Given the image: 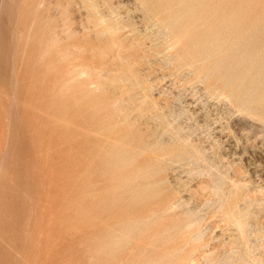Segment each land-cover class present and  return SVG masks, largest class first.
<instances>
[{"label":"rangeland","instance_id":"374dc122","mask_svg":"<svg viewBox=\"0 0 264 264\" xmlns=\"http://www.w3.org/2000/svg\"><path fill=\"white\" fill-rule=\"evenodd\" d=\"M0 2V264H264V0Z\"/></svg>","mask_w":264,"mask_h":264},{"label":"bare ground","instance_id":"6f19581e","mask_svg":"<svg viewBox=\"0 0 264 264\" xmlns=\"http://www.w3.org/2000/svg\"><path fill=\"white\" fill-rule=\"evenodd\" d=\"M1 1H3V0H1ZM132 1V0H131ZM0 3H2V2H0ZM38 4V6H39V8H41V7H44L45 6V4L43 3V2H39V3H37ZM106 4V3H105ZM129 4V3H128ZM135 5V4H134ZM1 7H2V5H1ZM1 7H0V9H1ZM92 7H93V11H94V15L95 16H97L98 17V22H99V24H101L102 26H104V28H105V31L106 30H110L109 28V25H108V23L106 22V20H105V15H104V13H101L99 10H97V8L95 7V5L93 4L92 5ZM133 8V7H132ZM92 9V8H91ZM26 13L27 12H24V14H23V17L25 18L26 17ZM62 13V12H61ZM66 15V14H65ZM132 16V15H131ZM115 17V16H114ZM116 21V20H115ZM34 24H35V22H32L31 23V27L29 28V33H31L32 31H33V29H34ZM153 25V24H152ZM151 25V26H152ZM65 29V28H64ZM61 30V29H60ZM53 31V30H52ZM62 31H64V32H62V36H63V33H65V34H67V35H69V34H72L73 33V30H72V28H70V27H67V29H65V30H63L62 29ZM109 32V31H108ZM108 32H107V34H108ZM29 33H28V36H29ZM57 33V32H56ZM55 33V34H56ZM64 34V35H65ZM109 35V34H108ZM58 37V36H57ZM58 39V38H57ZM60 39V38H59ZM59 39L57 40L58 42H60L59 41ZM65 39V38H64ZM68 39H70V38H68ZM28 37H27V34L25 33V32H22V35H21V56L22 57H25V56H27V54H28V51H29V45H28ZM55 40H56V38H55ZM62 40V39H61ZM66 41V40H65ZM63 42V41H62ZM68 49V48H67ZM57 51V50H56ZM78 51H80V50H78ZM81 51H83V50H81ZM80 51V52H81ZM65 53H63V52H60V54L61 53H63V55H61L62 56V58H63V56H64V54L65 55H69V56H72L71 54L72 53H74L75 51H72V50H69L68 49V51H64ZM58 53V52H57ZM84 54V53H83ZM68 58V57H67ZM73 62V61H72ZM82 67V66H81ZM75 69V68H74ZM80 73L81 74H85V75H87L86 73V70L84 69V67H82V69L80 70ZM90 73V72H89ZM81 76V75H80ZM82 77V76H81ZM89 78V77H88Z\"/></svg>","mask_w":264,"mask_h":264}]
</instances>
